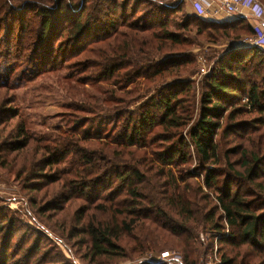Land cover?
<instances>
[{"label": "trees", "instance_id": "trees-1", "mask_svg": "<svg viewBox=\"0 0 264 264\" xmlns=\"http://www.w3.org/2000/svg\"><path fill=\"white\" fill-rule=\"evenodd\" d=\"M254 34L245 17L210 21L190 15L184 1L0 0V63L11 65L9 78L31 82L68 68L65 79L82 88L77 101L84 106L71 112L72 126L56 129L67 133L47 138L43 148L45 168L54 173L34 184L76 176L62 180L63 203H84L60 229L85 245L81 260L125 264L147 248L159 254V238L167 248L174 237L185 264H202L216 240L220 264H264V51L238 43ZM220 40L229 44L223 53L202 56L216 59L210 72L185 77L199 68L192 49ZM142 85L146 90L127 104L125 94ZM89 97L98 104L87 105ZM99 105L110 127L95 130L83 115ZM5 109L21 122L17 140L3 149L29 148L21 108ZM256 137H263L260 146L247 147ZM225 141L232 148L224 153ZM70 161L78 168H64ZM2 209L0 264H74L39 233L22 235ZM63 210L59 201L43 209L54 216ZM128 238L138 246L129 248Z\"/></svg>", "mask_w": 264, "mask_h": 264}, {"label": "rangeland", "instance_id": "rangeland-1", "mask_svg": "<svg viewBox=\"0 0 264 264\" xmlns=\"http://www.w3.org/2000/svg\"><path fill=\"white\" fill-rule=\"evenodd\" d=\"M164 1L173 3L171 0ZM259 2L262 3L261 1ZM187 12L190 14L188 9ZM246 36L250 35H244L242 39ZM225 41L226 40H220L216 45L209 43L202 44V46H193L194 48L192 47V51L198 54L200 58L198 62L199 68L196 70L195 75H186L185 77H191L193 80L203 79L215 65L214 62H216V59H214L213 62L206 63L202 60V56H204V53L208 52L211 56L214 50L223 53L224 49L229 47L228 42ZM238 43L240 44L241 42ZM202 47L204 48L202 49ZM190 48L191 47H183L182 50H189ZM170 51H181V48H174ZM168 52L164 51L166 55L169 54ZM10 66L9 63H0V80L7 79L6 83H0V211L3 210L2 208H6L9 211V214L16 219L17 224H20L22 235L28 233L34 235L33 238L35 239L37 236L36 233H39L41 237L54 243L58 247H55L57 252L64 254L66 258L72 260L74 264H87L86 261L81 260L82 257L80 255V253L85 252V245H80L78 239H68L66 233L64 234L62 229H60L62 225H67L66 227L68 228L71 226V224H67V214H76L84 203V201L81 200L71 201L68 204L63 203V195L68 192L62 180H67L76 176L73 174H64L62 180L59 178L55 183L46 184L41 188H34L35 183L42 182L41 179H36L54 173L55 169L45 168L46 165L42 159L46 151H44L43 148L48 143L47 138L57 137L60 133L65 134L72 126V124L69 123V117L73 116L71 112L78 113L81 110L77 111L76 106H84L77 101L81 98V85L79 86L77 84L76 79L73 81L65 79L66 75L70 72L68 68H66L67 70H62V73L47 72L29 82L28 80L22 81L14 75H11L9 78L10 74L7 73L11 69ZM1 70H3L6 75H1ZM12 80H15V83L18 82L21 85L14 88V85L11 83ZM199 88L200 85L198 83L194 97L196 104L201 99V89L199 90ZM145 90L146 88L142 85L141 91L125 94L128 100L127 104L136 100L138 95ZM89 99L91 101H89L87 105L94 106V104H98L96 100H92L90 97ZM12 100H14L12 107H6ZM143 100L144 99L137 101L131 105V108H134ZM15 106L21 108L20 114L23 117L24 123L27 124V132L29 131L31 134L32 143L29 148L25 150L7 152L3 149V146H5L7 142H15L17 140L19 134V132H17V127L20 125L21 120L19 117H15L14 119L8 117L9 115L5 108L11 109ZM102 106L103 105H99L97 108L99 111L96 110V107L87 109L86 115H83L87 117V119H85V122L88 121L86 126H92L95 130L102 126L110 127L109 123L106 122V114L101 111ZM104 106H108V104L104 102ZM79 114L81 116V113ZM4 118L7 120H3ZM67 123L69 125L68 130ZM58 128H63L67 131L58 132L56 131ZM230 138H232V136ZM39 141H43V143ZM262 141L263 137H256L253 145H249L247 142L245 143L250 149H257ZM231 146L232 144L230 141H225L223 143V148L225 149L224 153L226 150L232 148ZM237 159V157L232 158V160ZM72 167L78 168L77 164L73 161L64 165V168ZM195 167L196 164L194 163L192 172L196 171ZM41 173L44 175H39ZM196 182H198V180ZM58 201L61 206L64 207L63 211H60L57 216H54L52 213H44L43 209L45 206L49 203H57ZM212 206L213 205H211V207ZM99 214L102 219L106 218L103 212ZM209 238H211L210 234H207L204 238L202 237V240L207 241ZM159 240L161 250L159 249L158 251L175 250L182 254V249L174 245L176 243L174 237H170V245L167 248L164 243L165 239L161 237ZM126 243L129 248L138 246V244L134 243L130 238L126 239L125 244ZM201 250H203V247H201ZM151 253L156 254L147 248L144 253L135 254L133 259H129L130 262L128 261L125 264H150L148 263V259ZM157 255L159 254H156V256ZM121 262L122 261L118 264H121ZM201 263L220 264L218 240L215 242L214 250L210 251L208 256L204 257Z\"/></svg>", "mask_w": 264, "mask_h": 264}, {"label": "built area", "instance_id": "built-area-1", "mask_svg": "<svg viewBox=\"0 0 264 264\" xmlns=\"http://www.w3.org/2000/svg\"><path fill=\"white\" fill-rule=\"evenodd\" d=\"M218 9H224L229 13L240 14L245 18H257L264 20V5L259 0H253L251 4H246L245 0H216ZM202 15L205 14L202 9ZM255 34L246 36L240 42L241 46H249L264 51V23L254 27ZM148 263L150 264H185L183 255L175 250H165L159 255L150 254Z\"/></svg>", "mask_w": 264, "mask_h": 264}, {"label": "crops", "instance_id": "crops-1", "mask_svg": "<svg viewBox=\"0 0 264 264\" xmlns=\"http://www.w3.org/2000/svg\"><path fill=\"white\" fill-rule=\"evenodd\" d=\"M171 1L173 3H179L181 1H184L185 6L187 7L188 11L192 16H199L210 21L228 22L244 17L240 14L229 13L224 9H219L217 12L219 6L216 0H171ZM245 2L246 4H251L253 0H245ZM202 9L204 10L205 13L203 15L201 13ZM247 19L253 28L256 25L264 23V20H260L257 18L248 17Z\"/></svg>", "mask_w": 264, "mask_h": 264}]
</instances>
